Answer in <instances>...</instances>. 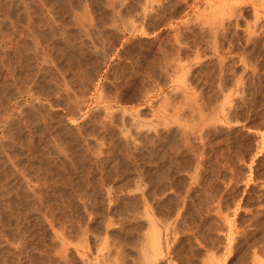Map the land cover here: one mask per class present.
Listing matches in <instances>:
<instances>
[{
	"label": "rangeland",
	"instance_id": "1",
	"mask_svg": "<svg viewBox=\"0 0 264 264\" xmlns=\"http://www.w3.org/2000/svg\"><path fill=\"white\" fill-rule=\"evenodd\" d=\"M0 264H264V0H0Z\"/></svg>",
	"mask_w": 264,
	"mask_h": 264
},
{
	"label": "bare ground",
	"instance_id": "2",
	"mask_svg": "<svg viewBox=\"0 0 264 264\" xmlns=\"http://www.w3.org/2000/svg\"><path fill=\"white\" fill-rule=\"evenodd\" d=\"M148 216V215H147ZM148 218V217H147ZM149 220V219H148ZM153 235H154V233H152ZM158 236V235H157ZM156 237V236H155ZM155 241V245H156V248L158 249V246H159V240H158V238H156V240H154ZM140 245V244H139ZM138 249H139V246H138ZM154 249V248H153ZM153 251V250H152ZM144 252V251H143ZM154 252V251H153ZM142 253V252H141ZM142 256V255H141ZM145 257V256H144ZM142 258V257H141Z\"/></svg>",
	"mask_w": 264,
	"mask_h": 264
}]
</instances>
